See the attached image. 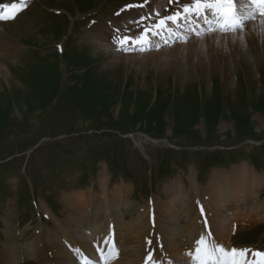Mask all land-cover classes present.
<instances>
[{
    "label": "rangeland",
    "instance_id": "374dc122",
    "mask_svg": "<svg viewBox=\"0 0 264 264\" xmlns=\"http://www.w3.org/2000/svg\"><path fill=\"white\" fill-rule=\"evenodd\" d=\"M142 2L34 0L12 22L0 23L4 25L0 27V264H7L11 259L2 255V245L3 254L7 247L16 257L18 254L19 264L28 259L33 261L30 264L46 261L73 264L59 240L42 248L38 239L58 238L61 228L70 238L69 224L85 227L84 223L91 222L88 219L82 223L77 218L72 221L81 211L80 218L82 215L86 218L89 214L86 211H90L89 218L98 220L99 173L100 179L106 176L109 183L108 198L114 202L124 199L125 211L119 226L128 232L125 230V244L120 247L116 264H125L133 258L132 264H137L141 251L147 252L146 210L139 214L146 200L135 195L137 189L146 191V179L151 180L147 193L151 192L149 197L154 205L166 201L167 185L178 180L185 198L177 208L174 221L177 216L181 222L167 229L172 220L164 214L170 205L165 203L159 207L163 218L156 223L155 231L164 238L165 244L169 242L167 231L177 233L179 245L187 236L184 235L189 227L186 228V223L195 213L194 193L184 182L188 176L187 164L193 176L200 177L203 173L206 177L204 181L198 179L199 186L195 185L200 196L204 192L207 196L206 185L211 176H206V170L212 161L219 166L218 171L229 170L240 167L239 156H250L255 163L253 167L247 165L248 171L259 182L264 179V24L261 19L249 22L243 33H215L186 44L159 50L153 47L141 54L112 53L108 46H115L116 33L105 24L128 32L125 28L128 23L122 21L138 18L140 13L134 11L132 17L127 16L126 8ZM165 6L166 0H150L142 9L143 14ZM92 20L100 26L88 27V21ZM128 27L138 35L135 28ZM241 35L245 44L241 43ZM100 38L103 44L98 43ZM116 49L119 50L117 46ZM125 133L133 134L138 143L140 139L145 155L133 139L121 138ZM145 134L156 139V143L152 144ZM115 139L121 140L120 145ZM247 139L252 142H246ZM245 143L255 149L240 150ZM194 145L206 147L204 150L189 148ZM213 146L216 148L210 149ZM221 147L240 152L232 151L230 157L225 156L221 154ZM163 167L175 173V178L164 184ZM116 174L127 180L122 183ZM212 179L210 182L215 184ZM104 182L105 179L100 184ZM170 199L174 200L173 196ZM32 200L38 205L36 213L31 207ZM260 200L264 202V198ZM45 201L58 216L60 228L37 216L41 212L39 208L47 209ZM184 205H187L184 213H180ZM198 219L201 220L200 216ZM254 221L251 224H264L262 220ZM101 224L98 222V227ZM8 225L13 227L9 230L11 234L6 232ZM177 226L186 229L183 238L178 236ZM255 227L256 245L264 247V235H259L264 225ZM230 228L231 224L227 223L225 229H220V232L225 230V235L217 233V237L228 236ZM115 229L121 230L116 226ZM195 231L199 232L198 227ZM97 234L102 235L101 231ZM132 234L140 239L133 241ZM248 234L239 232L232 237L233 244L252 242L255 237L248 239ZM199 237L195 236L193 242ZM74 238L80 239L77 235ZM83 246L87 247L88 242ZM37 248V257L41 258H34ZM25 251L27 255L30 253L29 258ZM184 251L182 247L179 250Z\"/></svg>",
    "mask_w": 264,
    "mask_h": 264
},
{
    "label": "snow or ice",
    "instance_id": "6c2138e0",
    "mask_svg": "<svg viewBox=\"0 0 264 264\" xmlns=\"http://www.w3.org/2000/svg\"><path fill=\"white\" fill-rule=\"evenodd\" d=\"M30 0H13L10 4H0V22L14 20L19 12L23 11ZM150 0H143L140 4H130L127 7L143 9ZM175 5V8L172 6ZM257 16L264 24V0H166V6L152 9L149 13L139 15L128 22L138 31V35H121L120 29H115L113 40L117 48L124 52L134 50L147 51L155 47L157 50L163 45L171 46L177 41L187 43L191 33L203 39L213 33L236 34L243 33L247 23L254 21ZM125 25L131 33V28ZM184 29V31H179ZM264 31V29H262ZM245 44L244 36H240ZM246 46V45H245ZM203 212V209H201ZM107 244L108 241H105ZM151 241L148 244L151 245ZM163 251V245L160 246ZM80 252V249H76ZM100 251V264H110L118 258L119 251L113 243L107 253ZM190 264H264V251L248 248H228L218 242L210 230L201 233L195 241V248L185 253ZM79 264H97L87 256L80 259ZM145 264H161L149 251L145 257ZM167 264H173L168 260ZM187 264V262H186Z\"/></svg>",
    "mask_w": 264,
    "mask_h": 264
},
{
    "label": "bare ground",
    "instance_id": "6f19581e",
    "mask_svg": "<svg viewBox=\"0 0 264 264\" xmlns=\"http://www.w3.org/2000/svg\"><path fill=\"white\" fill-rule=\"evenodd\" d=\"M31 1L32 0H30V2ZM11 2H13V0H0V4H10ZM128 15H130L132 17L134 15V13H131V12L129 14L127 13V16ZM2 26L4 27L3 24H0V27H2ZM95 35H97V34H95ZM100 39H99L98 43L103 44L104 43L103 42V38H100ZM126 60H130V57L129 58L127 57ZM135 142L138 144L137 141H135ZM215 175L216 174L212 175V178H213L212 180H214V178L217 177V179L215 178L216 180H214V181H216V185H218L219 187H217V188L211 187L210 189L213 191V193H211V192L207 193V196H209L208 197V211L211 212V217L212 218L211 217L208 218V216L206 214V212H207L206 209H203V216H204L205 222H207L208 219H209L207 227L209 226V228H210L209 230H211V232L213 231L216 239L220 243H222L223 245L228 247L229 244H231L229 242L230 241L229 240V238H230L229 231H231V228H230V230L227 231V235L228 236L223 237V239H219V237H217V233H219L221 236L225 235V230H222V232H220V229H222V228L225 229L227 223L232 224L233 221L239 220L242 217L248 218L250 224L253 223L254 220H262V221H264V202H260L259 201L262 189L257 184V178H255V176L252 177L250 175V173L244 167L239 168V170L234 169V170H231L228 173L227 172L226 173H222V174L219 175L220 178L218 176H215ZM103 179H105V178L100 179L101 182L103 181ZM105 182H106V180H105ZM101 185H103V183H101ZM171 190H174V189H171ZM171 190H169V191H171ZM180 194L181 193L170 192L168 194V196H173L174 200H179V199L182 200L181 196H183V195L180 196ZM196 197L200 198L198 195ZM202 197H205V195L202 196ZM165 209L168 210L165 213V216L167 218H169V220H172L170 222V225H169L170 228H167L168 230L169 229L171 230L173 227H176V225H177V223H175V221H174L175 220L174 215L176 213L175 212L176 207H175V205H173V204L171 205L170 204ZM230 211L233 214V218L229 220L228 213ZM164 212H165V210H164ZM209 212H208V214H209ZM87 216H86V218L89 217V216L88 217ZM95 218H97V217H95ZM88 219L91 222H95L96 221V223H98V220H91L92 218H88ZM200 219H201L200 220L201 221L200 224L202 226L203 225V218L200 216ZM72 223H74V222H72ZM96 223H94L93 225H96ZM84 224H88V223H84ZM166 224L168 225V223H166ZM190 224H191L192 227L194 226V222L193 221L190 222ZM190 224H188L189 227L187 229V233L184 234V235H187L186 236L187 238H192V243H193L194 237L198 235L200 230H199V232L195 231V229H193L190 226ZM196 224H197V222H196ZM69 225H68L67 231H70L74 235L77 234V236H79L80 233L83 232L84 229H85L83 227V224H78L77 226L76 225H72V224H69ZM171 225H173V227H171ZM135 234H138V233L135 232ZM176 234L177 233H171L170 231H167V235L166 236H167L168 239H166V241L169 240V242L166 243L165 245L167 246L168 251L171 252L172 257H175L174 259H175V263L176 264L179 263V262L180 263H184L183 258L180 256L182 253L179 252V250L181 249L182 245L180 246L179 243L176 242ZM132 236H133L132 237L133 241H135V240L138 241L140 239V238L139 239L137 238V235H133L132 234ZM186 237H184V238L186 239ZM169 238H171V239H169ZM182 238H183V236H182ZM79 240L82 241L83 244L86 241L85 238H80ZM132 244H133V242H132ZM136 245H137V243H136ZM129 246H131V245H129ZM187 249H188V247L185 248L186 252H188ZM253 250H254V248H253ZM3 255L5 257L7 256L8 258L11 257V259H9L7 264H17V257L15 255V253L12 252L11 248L7 247L6 249H4V254ZM134 259L135 258H133V260ZM133 260H128L127 262H125V264H132V263H134ZM187 264H190V261Z\"/></svg>",
    "mask_w": 264,
    "mask_h": 264
}]
</instances>
